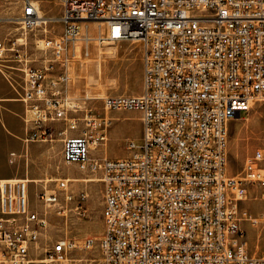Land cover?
<instances>
[{"label": "built area", "instance_id": "1", "mask_svg": "<svg viewBox=\"0 0 264 264\" xmlns=\"http://www.w3.org/2000/svg\"><path fill=\"white\" fill-rule=\"evenodd\" d=\"M6 1L21 5L24 29L40 25V3L63 8L62 36L38 42L41 65L28 48L0 41V73L15 63L23 74L16 101L25 108V146L60 138L65 164L100 175L102 264H264L242 229L244 220L264 225V150L239 177L227 170L230 123L264 102V0ZM89 22H103L110 42L141 44L140 95L105 96L96 107L92 97L69 94L75 52L67 47ZM114 111L139 112L141 138L127 141L126 158L96 157L108 145ZM31 183L0 180V264H62L78 247L93 249L94 239L78 246L51 232L54 218L87 216L88 194L57 179L33 206ZM252 192L263 201L258 216L242 209Z\"/></svg>", "mask_w": 264, "mask_h": 264}, {"label": "rangeland", "instance_id": "2", "mask_svg": "<svg viewBox=\"0 0 264 264\" xmlns=\"http://www.w3.org/2000/svg\"><path fill=\"white\" fill-rule=\"evenodd\" d=\"M20 4L0 0V41L8 48L14 44L16 48H28L33 65L39 66L44 58L36 48L38 42L46 39H59L63 34L64 25L59 18L63 8L58 2H44L39 4V17L46 20V25L33 29H23L18 19L22 15ZM98 22H89L91 40L89 44L85 31L80 33L75 46L69 44L70 62L69 94L78 97L94 98V105L101 107L102 98L109 95H140L143 91V51L141 44L135 41L110 42L104 39L107 36L105 25L99 29ZM100 38H103L100 39ZM84 50V51H83ZM90 51L89 56L85 51ZM0 73V177L30 178L27 176L28 166H31V153L41 158L45 153V160L38 164L42 174L38 183L29 185L30 200L37 206V193L44 186L48 189L55 187L57 179H66L67 176L98 180L93 182H73L70 191L79 195L88 194L85 204L87 216L79 218L69 215L68 222L54 218L51 227L52 234L68 235L76 241L78 246L86 239L96 240L93 249H75L70 259L72 262L62 264H102L98 248V240L104 230L103 221V185L100 175L83 172L75 165H67L63 161V143L57 138L51 143H37L42 146L33 152L20 140L24 137V105L16 99L17 91H21L23 74L15 63L2 64ZM17 90V91H16ZM99 113V112H98ZM101 113V112H100ZM111 119L109 141L107 147H99L93 152L96 157L102 156L105 151L109 158H126L127 141H139L142 134L141 114L137 111H114L108 113ZM43 146L46 147L44 151ZM57 146V148H56ZM264 150V102H254L251 110L242 117L232 121L229 126V146L227 170L231 176L239 177L246 160L257 150ZM16 153L18 159L12 161L11 153ZM17 174V176H15ZM248 216H258L263 212V201L257 193H251L248 200L242 204ZM242 229L246 232L250 252L261 254L264 252V225L251 228L248 220L242 222Z\"/></svg>", "mask_w": 264, "mask_h": 264}, {"label": "crops", "instance_id": "3", "mask_svg": "<svg viewBox=\"0 0 264 264\" xmlns=\"http://www.w3.org/2000/svg\"><path fill=\"white\" fill-rule=\"evenodd\" d=\"M24 128H25V126H24ZM24 136H25V131H24ZM23 138L20 139L22 142H23ZM30 145L31 144H29L26 147H27L28 152L30 151V153H31ZM32 145H33V152H35L37 149H39L40 147H42V146L37 145V143H32ZM24 146H25V144H24ZM56 148H57V146H56ZM43 149H44V151H46V147L45 146H43ZM17 159H18V157H17ZM30 160H31V166L29 165L28 166V170H27V176H29L30 178H27V179H29L31 181L41 180L40 178H41L42 174H41V172H40V170L38 168V164L41 161H44L45 160V153H44V156L41 157V158H37V157L34 156V153H31V159ZM15 176H17V174ZM12 177H14V176L0 177V180L14 179ZM16 179H22V178H16Z\"/></svg>", "mask_w": 264, "mask_h": 264}, {"label": "bare ground", "instance_id": "4", "mask_svg": "<svg viewBox=\"0 0 264 264\" xmlns=\"http://www.w3.org/2000/svg\"><path fill=\"white\" fill-rule=\"evenodd\" d=\"M20 19H21V17H20ZM20 19H18V22H19V24H21V22H20ZM59 19H61V18H59ZM38 23L40 24L39 26H42L43 24L44 25H46L48 22L46 21V20H41V18H38ZM88 23H84V24H82L81 25V33L83 32V31H85V36H86V38H87V40L85 41L87 44H89V41L91 40V38H89L90 37V35H91V33H90V27H86V25H87ZM99 26V29L100 30H102V27L105 25L103 22H99V24H98ZM106 27V26H105ZM24 29V28H23ZM25 30H27V29H25ZM100 39H102V38H100ZM75 44H76V41H74L73 43H72V46H75ZM74 50H76V48H74L73 49V52H74ZM84 51V50H83ZM89 53H90V51H85V55H87V56H89ZM253 104L254 103H252V106H253ZM251 106V107H252ZM66 179H68V181L69 182H93V181H98V180H88V179H85V178H79V177H71V176H67L66 177ZM43 181H46V182H49V181H51V180H49V179H47V180H36V181H32V182H35V183H38V182H43ZM67 262H72V260H67L66 261V263Z\"/></svg>", "mask_w": 264, "mask_h": 264}]
</instances>
